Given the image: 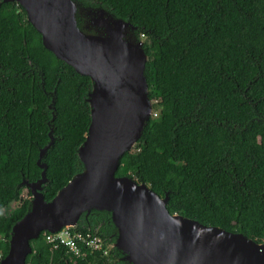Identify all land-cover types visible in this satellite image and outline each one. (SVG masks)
<instances>
[{
    "label": "trees",
    "instance_id": "16d2710c",
    "mask_svg": "<svg viewBox=\"0 0 264 264\" xmlns=\"http://www.w3.org/2000/svg\"><path fill=\"white\" fill-rule=\"evenodd\" d=\"M74 1L128 21L143 37V75L158 115L114 175L166 194L169 213L264 241V0ZM90 88L86 75L43 47L23 8L0 0V259L28 209L21 181L40 177L36 160L49 130L51 146L39 159L43 200L82 170L76 150L90 120ZM72 229L103 245L115 238L104 210L82 212ZM28 243L25 264H129L113 246L107 256L52 248L42 231Z\"/></svg>",
    "mask_w": 264,
    "mask_h": 264
},
{
    "label": "water",
    "instance_id": "95a60500",
    "mask_svg": "<svg viewBox=\"0 0 264 264\" xmlns=\"http://www.w3.org/2000/svg\"><path fill=\"white\" fill-rule=\"evenodd\" d=\"M7 1L23 8L43 47L86 75L91 88L85 98L90 120L76 150L82 170L43 200L45 164L39 159L51 146L49 130L36 160L40 177L21 181L30 193L28 209L11 226L0 264H25L29 239L43 230L74 228L78 216L91 209L109 212L115 230L110 246L129 264H264V241L169 213L166 194L160 197L143 181L114 175L152 106L143 75L147 56L133 26L101 7H83L74 0Z\"/></svg>",
    "mask_w": 264,
    "mask_h": 264
},
{
    "label": "built area",
    "instance_id": "2783aa9c",
    "mask_svg": "<svg viewBox=\"0 0 264 264\" xmlns=\"http://www.w3.org/2000/svg\"><path fill=\"white\" fill-rule=\"evenodd\" d=\"M157 115L158 109L153 110L150 113L151 117H156ZM42 235L44 241L50 244L52 248L62 245L66 252L75 256H83L85 249H88L89 251H98L102 255L107 256L108 249L111 247L110 245H103L102 240L96 235L88 232L81 233L68 226L60 227L55 231L43 230Z\"/></svg>",
    "mask_w": 264,
    "mask_h": 264
},
{
    "label": "rangeland",
    "instance_id": "374dc122",
    "mask_svg": "<svg viewBox=\"0 0 264 264\" xmlns=\"http://www.w3.org/2000/svg\"><path fill=\"white\" fill-rule=\"evenodd\" d=\"M139 39H140V40H143V37L140 36ZM151 101H152L151 111L156 110V108H155L156 106H155V104H154L155 100H151ZM132 148H133V147H132ZM132 148H131V149H132ZM27 196H28V195H27V191H26V189H24L23 192H22V194H21V199H24V198H26ZM16 203H17V202L11 203V204L9 205V208H12L13 206H15Z\"/></svg>",
    "mask_w": 264,
    "mask_h": 264
}]
</instances>
